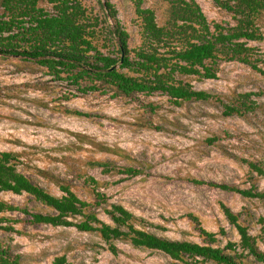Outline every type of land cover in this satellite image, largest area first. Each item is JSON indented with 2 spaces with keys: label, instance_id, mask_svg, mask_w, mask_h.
I'll list each match as a JSON object with an SVG mask.
<instances>
[{
  "label": "rangeland",
  "instance_id": "1",
  "mask_svg": "<svg viewBox=\"0 0 264 264\" xmlns=\"http://www.w3.org/2000/svg\"><path fill=\"white\" fill-rule=\"evenodd\" d=\"M100 0H81L90 14L103 19ZM128 34L130 48L139 44V20L131 0H109ZM208 21L232 22L230 15L213 0H195ZM50 11V4L38 0ZM153 10L157 24L165 17L162 0H143ZM261 39L248 41L264 59V14L258 20ZM114 40H108V50ZM104 50V49H103ZM264 70V62L258 64ZM194 89L213 95L208 100L172 104L155 92L112 96V90L77 93L65 79H54L32 60L0 55V150L16 153L17 170L48 193L61 194L51 177L67 184L78 198L91 202V188L84 176L93 177L107 203H116L142 221L141 227L157 236L200 243L188 214L207 231L225 230L218 236L237 241L220 204L238 214L257 248L264 253V199L244 197L193 180L225 183L238 188L264 190V175L251 170L246 161L264 169V72L236 61H220L215 78L186 76ZM250 92L251 109L224 115L223 104L235 103L237 94ZM154 108H146V104ZM78 110L88 115H74ZM212 136L213 143L206 140ZM109 161L116 167L139 169L135 176L101 173L89 161ZM0 200L29 212L52 210L25 193L0 191ZM97 217L111 224L100 206L92 207ZM0 216L17 220L15 231L0 230V245L18 254L19 264H50L63 255L64 264H183L161 251L132 246L114 239L111 253L96 232L74 226L32 224L17 211ZM77 221L78 216L70 218ZM183 259H186L183 257ZM248 264H262L247 258ZM199 264H215L201 261Z\"/></svg>",
  "mask_w": 264,
  "mask_h": 264
},
{
  "label": "trees",
  "instance_id": "2",
  "mask_svg": "<svg viewBox=\"0 0 264 264\" xmlns=\"http://www.w3.org/2000/svg\"><path fill=\"white\" fill-rule=\"evenodd\" d=\"M51 10L38 5V0H0V55L32 60L45 68L54 79H65L77 93L112 90V96H131L136 93L159 92L174 105L183 101L208 100L213 95L194 89L186 76L197 79L215 78L220 61H236L263 73L258 65L262 54H256L248 41L261 39L258 20L264 14V0H213L218 8L230 15L232 22L208 21L195 0H162L167 4L165 17L157 24L153 10L143 7V0H131L139 20V44L130 48L128 34L120 24L116 10L109 0H100L103 19L90 14L81 0H45ZM113 41L108 50L107 41ZM104 49V50H103ZM250 92L237 94L235 103L223 104V114H241L250 110ZM146 108L153 109L150 103ZM74 115H88L78 110H66ZM216 136L207 138L213 143ZM258 175L264 169L246 161ZM19 160L11 151L0 150V191L25 193L49 207L51 213L29 212L25 207L0 200V212L17 211L29 217L32 224L74 226L79 231L96 232L111 253L117 249L114 239L127 240L132 246L163 252L183 264L212 261L215 264H248L247 258L264 264V253L255 245L247 228L238 221V214L220 204L226 222L235 230L238 240H225L222 246L218 236L225 230L207 231L197 218L188 214L201 241L175 240L147 231L134 216L120 204L107 203L106 196L97 190L98 183L91 176L83 182L90 186L91 202L82 200L67 184L52 178L61 194L52 195L29 177L17 170ZM88 164L99 167L101 173L111 171L135 176L139 169L116 167L109 161L92 160ZM222 190L233 191L244 197L264 199V190L254 187L238 188L225 183L193 180ZM100 206L111 224L97 217ZM78 216L77 221L70 218ZM17 220L0 216V230L15 231L10 223ZM185 257L186 259H183ZM20 256L0 245V264H19ZM63 255L55 256L50 264H64Z\"/></svg>",
  "mask_w": 264,
  "mask_h": 264
}]
</instances>
